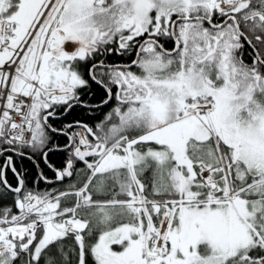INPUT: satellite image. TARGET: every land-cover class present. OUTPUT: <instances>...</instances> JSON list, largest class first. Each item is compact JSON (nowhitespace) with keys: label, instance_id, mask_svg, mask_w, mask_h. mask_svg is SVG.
I'll return each instance as SVG.
<instances>
[{"label":"snow or ice","instance_id":"snow-or-ice-1","mask_svg":"<svg viewBox=\"0 0 264 264\" xmlns=\"http://www.w3.org/2000/svg\"><path fill=\"white\" fill-rule=\"evenodd\" d=\"M0 102L4 143L47 164L62 134L80 177L0 165V264H264V0H0Z\"/></svg>","mask_w":264,"mask_h":264},{"label":"trees","instance_id":"trees-1","mask_svg":"<svg viewBox=\"0 0 264 264\" xmlns=\"http://www.w3.org/2000/svg\"><path fill=\"white\" fill-rule=\"evenodd\" d=\"M130 57H125L124 61L130 60ZM110 62H124L121 60L120 57L113 55L109 58ZM95 88V87H94ZM96 92L92 94L93 96L90 98V101L100 102L101 95L100 93ZM107 106H103L102 108L95 110V113L89 112L88 110H84L81 107H76L74 110L67 112L64 120L69 124L71 122L82 121L86 122L89 125L94 126L99 122L100 119L103 118L104 114L107 112ZM54 123L51 120V125ZM58 141L60 144H66L67 138L64 135L58 136ZM52 139L51 142H53ZM15 152H23L24 155H15ZM47 151V149H45ZM68 153L66 151L61 150H51L48 152V163L44 162V157L38 153H33L31 148L25 147L21 148L19 145L12 146L4 143L3 141L0 143V165H5L8 161L9 156L13 160L14 167L16 168L17 172L25 181V186L35 192H45V191H53L56 189H61L67 187L69 182H76L79 181V175L76 176L75 181H70V179L66 178L64 182H55L52 181L55 178V174L52 168L48 167V164H52L53 166L59 167L63 164L65 158L67 157ZM79 168H83V164L78 165ZM41 173L47 179L41 178ZM7 177L9 181L16 185V177L15 174L11 171V169H7ZM51 181V183H48ZM13 204V197L9 194L3 200H0V208L3 207H12ZM23 264V261L21 262Z\"/></svg>","mask_w":264,"mask_h":264},{"label":"flooded vegetation","instance_id":"flooded-vegetation-1","mask_svg":"<svg viewBox=\"0 0 264 264\" xmlns=\"http://www.w3.org/2000/svg\"><path fill=\"white\" fill-rule=\"evenodd\" d=\"M95 90H96V88L93 87L92 92L91 93H88L87 96H86V98L88 99V101L91 104H99L100 103V102H94V101L91 102L90 101V98L93 96L92 94H94L96 92ZM106 108H107L106 109L107 112L110 111V106H107ZM89 112H91V114L92 113H95L94 111H89ZM66 114L67 113H62V112H59L58 111L57 112V115L55 117H50L49 118L48 123L51 124V120H52V122L54 123V126L52 124L53 127H56V128L64 127V126L68 125V123L64 120V117L66 116ZM71 123H75V122H71ZM84 123H86V122H84ZM86 124H88V123H86ZM89 126H92V125H89ZM61 135L62 134L57 133V134H54L51 137V141H52V139H55V140H53V142H50L52 150H61V149H64V145L65 144H60V142L58 141V139H59L58 136H61ZM47 151H48V149H47ZM48 152H50V151H48ZM14 153H15V155H18L19 152H15L14 151ZM12 163H13V160H12ZM13 165H14V163H13ZM13 186H16V185H13Z\"/></svg>","mask_w":264,"mask_h":264},{"label":"built area","instance_id":"built-area-1","mask_svg":"<svg viewBox=\"0 0 264 264\" xmlns=\"http://www.w3.org/2000/svg\"><path fill=\"white\" fill-rule=\"evenodd\" d=\"M0 105H2V102H0ZM13 118L15 119V121L17 122V123H19L20 122V118L18 117V116H15L14 114H13ZM79 131V130H78ZM27 135V134H26ZM29 138H30V136H29Z\"/></svg>","mask_w":264,"mask_h":264},{"label":"water","instance_id":"water-1","mask_svg":"<svg viewBox=\"0 0 264 264\" xmlns=\"http://www.w3.org/2000/svg\"><path fill=\"white\" fill-rule=\"evenodd\" d=\"M52 181H55V182H60V181H57V180H56V178H54V180H52Z\"/></svg>","mask_w":264,"mask_h":264}]
</instances>
